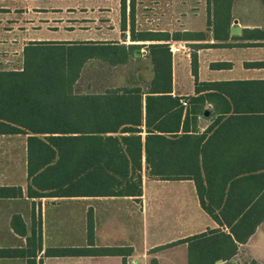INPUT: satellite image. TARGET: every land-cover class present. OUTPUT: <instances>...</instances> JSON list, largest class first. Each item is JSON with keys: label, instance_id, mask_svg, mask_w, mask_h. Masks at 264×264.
<instances>
[{"label": "crops", "instance_id": "0c3cea01", "mask_svg": "<svg viewBox=\"0 0 264 264\" xmlns=\"http://www.w3.org/2000/svg\"><path fill=\"white\" fill-rule=\"evenodd\" d=\"M230 15L229 33L235 25L240 32L230 33L226 40L229 45L197 48L195 45L222 40L210 36L149 40L138 37L137 33L152 31L171 35L172 32L136 26L133 27L135 37L131 38L128 22L125 29L120 27V0H0V72H22L24 60L36 42L57 43L53 45L71 52H87L92 46L107 42L139 45L126 63L114 65L87 57L74 84L52 89L70 93L68 109L51 100L38 106L39 132L23 127L24 132H0V249L26 248L27 237L35 229L41 237V249L36 257L41 264H151L153 260L155 264H248L251 261L264 264V218L250 233L253 225L250 217L235 220L231 225H238L232 232L228 212L220 216L216 210V219L201 206V199L211 205H264V113L223 116L218 121L216 115L185 117L190 108L189 97L196 95L191 72L193 52L197 54L198 81L264 80V0H232ZM189 30L181 27L174 32ZM163 42L185 47L178 53H170V94L187 101L178 132L164 133L172 140L183 137L184 147L166 156L164 169L189 167L187 159H183L191 150L186 146L201 139L197 163L191 165L199 172V180L196 182L192 176L162 179L150 175L143 149L139 171L141 195L30 196L27 138L35 135L47 139L58 135L53 127L60 124L68 125L71 136L88 135L85 132L88 118L76 107L78 97L104 94L122 87H140L143 94L139 134L144 142L145 95L153 77L149 45ZM133 62L139 65L131 71L133 77H128L133 79L132 84L91 82L90 87L78 89L77 81L84 73L93 75L99 68L110 72L119 68L131 70ZM218 62L227 65L216 66ZM257 99L256 104L263 106L262 89ZM248 101L251 97L246 98L245 104ZM211 123L212 129L206 131ZM123 126L102 135L120 139L126 135L121 131ZM149 130L159 133L152 126ZM148 184H153L150 191L166 189L171 194V203L166 202L161 209L162 199L147 192ZM88 217L92 222L90 237ZM48 247L84 248L89 252L44 256ZM98 248L103 250L101 254L95 252ZM0 264H27V258L0 256Z\"/></svg>", "mask_w": 264, "mask_h": 264}, {"label": "trees", "instance_id": "16d2710c", "mask_svg": "<svg viewBox=\"0 0 264 264\" xmlns=\"http://www.w3.org/2000/svg\"><path fill=\"white\" fill-rule=\"evenodd\" d=\"M232 0H208L211 6L208 27L212 39L222 40L216 43H203L199 47L228 46L229 26L231 22L230 6ZM120 0V27L125 29L129 24L130 37H135L133 28L134 0ZM185 39L195 37L204 39L199 33H185ZM184 33L140 31L137 36L149 40L180 39ZM235 37V36H233ZM24 60L22 72H0V132H24L23 128L36 133L39 125L36 116L38 106L43 101H58L68 109L69 92L53 90L57 85H72L79 77L80 69L87 57H95L110 64L126 63L133 50L139 45H119L101 43L92 46L89 51L71 52L57 43L36 42ZM153 77L149 82V90L145 95V126L144 142L139 132L141 129L142 90L138 86L116 88L104 94H92L77 98L78 112L85 113L88 118V135L84 137L68 134V125H54L53 132L47 139L30 135L27 138V167L30 178V196H104V195H141L140 174L141 154L144 149L145 159L149 166V174L162 179H183L192 176L196 182L199 172L191 167L197 163L198 148L201 139L194 140L186 146L188 166L181 169H164L166 156L176 153L184 147L183 137L170 139L164 133H175L183 115V106L179 99L172 96L171 54L168 44L151 43L149 45ZM226 63L218 62L216 66ZM214 66V65H212ZM191 72L195 83V96L189 97L190 108L185 117L216 115V121L223 116H256L264 113V105L256 104L258 95L264 92V80H234V81H198L197 54H191ZM246 90L248 92H246ZM247 97L251 101L245 104ZM209 104L210 107L205 106ZM41 109V108H40ZM61 110V109H60ZM186 119V118H185ZM119 120V122H117ZM185 123V122H184ZM123 135L120 139L102 134L117 131L120 126ZM149 126L159 133H150ZM211 123L206 131L212 129ZM185 128V125H184ZM179 158V154H177ZM34 186L35 189L32 188ZM201 206L214 218L229 213L228 221L232 232L238 225H231L235 220L252 219L253 225L248 233L254 230L256 224L264 218V205H232L205 204ZM238 218V219H237ZM237 221V222H238ZM88 237L92 233L91 217L87 219ZM41 249L40 233L35 229L27 237L24 249H0V256H23L27 264H41L37 253ZM88 249L73 247H48L44 256L80 255L88 253ZM101 254L102 249H95ZM151 264H155L153 260ZM248 264H258L251 261Z\"/></svg>", "mask_w": 264, "mask_h": 264}, {"label": "rangeland", "instance_id": "374dc122", "mask_svg": "<svg viewBox=\"0 0 264 264\" xmlns=\"http://www.w3.org/2000/svg\"><path fill=\"white\" fill-rule=\"evenodd\" d=\"M128 10L127 0V21L129 20ZM210 10L211 6L208 5V0H134L133 27L136 26L138 29H166L171 30V34L174 33L175 29L187 27L190 30L183 32L184 35L182 36L186 37L187 34L185 33L201 32L204 38H208L211 36V31L208 27ZM105 19L110 20V18L106 17ZM131 65V70H129V68H119L116 71L110 72L99 68L93 75H91V73L85 75L84 73L77 81L79 84L78 89L84 90L86 87H90L91 82L103 84H132L133 79L129 80L128 77H133L132 70L139 64L133 62ZM152 185L153 184H148L147 192L151 190V187H153ZM154 191H157V193H153ZM150 194L157 196L158 199H162L161 204H159L161 209L164 208L166 202L167 205L171 203L169 198L171 194L164 188H155L153 191H150ZM162 213H160V216H163Z\"/></svg>", "mask_w": 264, "mask_h": 264}, {"label": "built area", "instance_id": "2783aa9c", "mask_svg": "<svg viewBox=\"0 0 264 264\" xmlns=\"http://www.w3.org/2000/svg\"><path fill=\"white\" fill-rule=\"evenodd\" d=\"M185 49V47L184 46H177V45H175V44H173V43H168V50H169V52L170 53H172V54H174V53H178V52H180V51H182V50H184ZM179 102H180V104L182 105V106H186L187 105V101L184 99V98H180L179 99Z\"/></svg>", "mask_w": 264, "mask_h": 264}, {"label": "water", "instance_id": "95a60500", "mask_svg": "<svg viewBox=\"0 0 264 264\" xmlns=\"http://www.w3.org/2000/svg\"><path fill=\"white\" fill-rule=\"evenodd\" d=\"M233 21H234V23L237 22L236 19H234ZM239 32H240V28H239V26L235 25V26H231V27H230V33H231V34H236V33H239Z\"/></svg>", "mask_w": 264, "mask_h": 264}]
</instances>
